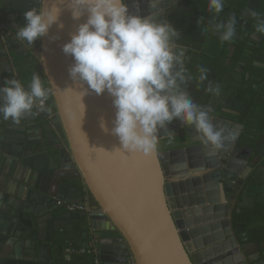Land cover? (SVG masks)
Here are the masks:
<instances>
[{"label": "water", "instance_id": "water-1", "mask_svg": "<svg viewBox=\"0 0 264 264\" xmlns=\"http://www.w3.org/2000/svg\"><path fill=\"white\" fill-rule=\"evenodd\" d=\"M137 1L144 3L139 8L141 15L155 12L157 22H166L164 11L176 3L157 0L153 7L152 0ZM54 2L61 9L59 23L64 27L61 30L53 25L48 36L34 44L39 46L41 70L52 90L48 99L57 111L52 125L62 145L60 165L51 160V170L35 164L30 172L39 173L37 180L47 182L53 170L77 169L96 205L89 219L106 222L105 229L119 235L101 240V244L111 243L116 249L110 253L101 246L104 264H246L237 239L244 243L254 233L245 232L246 220L236 219L239 223L233 224L229 202L252 170L242 155L234 152L241 126L212 117L226 136L236 135L233 142L212 155L193 128L178 126L180 121L161 129L158 141L182 132L190 145L170 151L156 149L150 155L128 153L118 137L100 127L101 119L109 130L113 126L112 97L106 92L84 95L86 86L73 81L68 73L74 61L63 53L62 46L87 17L74 21L68 0H4L2 11L11 22L23 26L25 11L44 9ZM126 2L135 14L134 0ZM174 50L183 62L185 49L174 41ZM180 88L191 99L184 84ZM220 251L224 253L218 254Z\"/></svg>", "mask_w": 264, "mask_h": 264}, {"label": "clouds", "instance_id": "clouds-1", "mask_svg": "<svg viewBox=\"0 0 264 264\" xmlns=\"http://www.w3.org/2000/svg\"><path fill=\"white\" fill-rule=\"evenodd\" d=\"M156 3L152 0L153 7ZM225 3L226 0H208L207 11L212 18L204 28L205 32L217 35L221 43L233 41L237 33L235 15L217 21ZM68 8L74 21L87 17L62 46L63 53L74 61L68 69L69 76L86 86L84 95L106 92L112 97L113 126L109 130L101 119L100 127L118 137L124 150L150 155L157 149V133L173 121H180L178 126L193 128L210 155L236 139L235 134L226 136L224 129L216 126L210 108L205 109L181 90V84L193 80L198 87L205 85L209 69L199 66V75L195 77L183 67L174 50L179 33L170 23L157 22L155 12L140 15L138 6L133 14L126 0H68ZM60 14L55 2L44 9L25 11V24L17 26L15 38L32 46L48 36L53 25L63 29ZM247 14L256 20L254 35H264V18L260 13L248 9ZM51 92L38 73L32 75L27 87L15 78L5 80L0 86V119L19 125L26 117L48 112ZM205 92L218 97L221 89L208 82Z\"/></svg>", "mask_w": 264, "mask_h": 264}, {"label": "crops", "instance_id": "crops-1", "mask_svg": "<svg viewBox=\"0 0 264 264\" xmlns=\"http://www.w3.org/2000/svg\"><path fill=\"white\" fill-rule=\"evenodd\" d=\"M182 2L176 0L169 12ZM143 5L142 1L134 0L135 9ZM3 6L4 0H0V22L5 25L0 31V86L15 78L27 87L32 75L38 73L43 85L49 88L41 70L39 46L15 38L19 25L5 16ZM222 105L225 111L233 113L246 108L245 104L232 100H224ZM47 107L48 112L26 117L19 125L0 119V264H95L94 255L68 256L64 249L69 244L84 248L95 237L101 253V240L117 239L119 235L105 229L104 221L89 219L88 229H84L82 214L66 209L67 205L83 203L92 210L95 207L77 169L53 170L47 182L37 180L39 173L30 172L35 164L51 170V160L60 165L58 152L62 145L52 125L57 111L51 99ZM238 152L252 170L229 201L230 209L246 220L245 232L254 234L244 243L237 239V247L246 264H264V225L248 220L264 217V156L256 159L248 150ZM103 246L110 253L116 252L111 243ZM221 253L224 252L218 254Z\"/></svg>", "mask_w": 264, "mask_h": 264}, {"label": "trees", "instance_id": "trees-1", "mask_svg": "<svg viewBox=\"0 0 264 264\" xmlns=\"http://www.w3.org/2000/svg\"><path fill=\"white\" fill-rule=\"evenodd\" d=\"M207 2L208 0H183L168 16V23L179 33L175 43L185 49L183 67L195 77L199 75V66L209 69L205 85L198 87L193 80L187 86L194 90L199 105L213 106L214 113L222 111L224 100L245 104L244 111L237 112V115H226L241 126L236 147L252 152L256 159L263 158L264 35H254L256 20L247 14V10L254 9L264 18V0H226L217 21H226L230 15L237 17V33L233 41L226 43H221L217 35L204 31L212 18V14L207 11ZM198 20L201 23H197ZM208 82L220 86L221 93L218 97L206 94ZM186 141L187 137L181 132L179 136L159 141L157 150L183 148L187 145L184 144ZM93 205L96 206L94 201ZM71 213H81V223L85 226L84 229H88L89 217L85 212ZM242 218L244 217L235 211L232 213L234 225L239 223L236 219ZM248 220L258 221L259 226L264 225V217H251Z\"/></svg>", "mask_w": 264, "mask_h": 264}, {"label": "built area", "instance_id": "built-area-1", "mask_svg": "<svg viewBox=\"0 0 264 264\" xmlns=\"http://www.w3.org/2000/svg\"><path fill=\"white\" fill-rule=\"evenodd\" d=\"M5 29V25L0 22V31ZM66 209L69 212H85L89 217L93 210L88 206L87 203L83 204H70L67 205ZM64 253L68 256H79L83 254H93L95 256V264H103L99 259V249H98V241L97 238L92 237L91 240L88 242L87 246L84 248H75L73 245L69 244L67 248L64 249ZM131 264H134L132 261Z\"/></svg>", "mask_w": 264, "mask_h": 264}, {"label": "flooded vegetation", "instance_id": "flooded-vegetation-1", "mask_svg": "<svg viewBox=\"0 0 264 264\" xmlns=\"http://www.w3.org/2000/svg\"><path fill=\"white\" fill-rule=\"evenodd\" d=\"M172 8V7H171ZM170 7L169 8H167L165 11H164V15H165V17L167 18V21H168V16L171 14L170 12H169V10L171 9ZM177 45V44H176ZM178 46V45H177ZM185 55V54H184ZM183 63H184V56H183ZM184 88L188 91V93L190 94V96H191V99L194 101V102H196L197 104H199V101H197L196 100V95H195V93L193 92L194 90L193 89H189V87L187 86V84H184ZM207 106V105H206ZM203 106L205 109H211V112H210V116L211 117H214V118H216L215 116L217 115L218 117V119H225V120H228V121H232L231 119H229V117H227L226 115H228V113H230V112H228V111H225L226 109H222V111L221 112H219V113H214L213 111H214V108H213V106L212 107H209V106ZM212 112H213V114H212ZM234 113H236V112H234ZM230 114H232V113H230ZM233 122V121H232ZM158 143H159V141H158ZM184 144H187V145H190V143H188L187 141L186 142H184ZM186 145V146H187ZM239 150H244V149H241V148H235V150H234V152L236 153V154H239ZM239 155H241V154H239ZM238 224V223H237ZM236 225V224H235ZM240 225V224H239Z\"/></svg>", "mask_w": 264, "mask_h": 264}, {"label": "rangeland", "instance_id": "rangeland-1", "mask_svg": "<svg viewBox=\"0 0 264 264\" xmlns=\"http://www.w3.org/2000/svg\"><path fill=\"white\" fill-rule=\"evenodd\" d=\"M166 19V18H165ZM166 22L168 23V21L166 20Z\"/></svg>", "mask_w": 264, "mask_h": 264}]
</instances>
